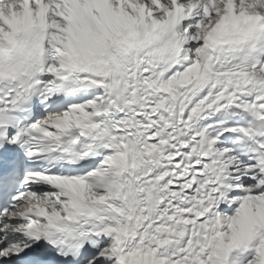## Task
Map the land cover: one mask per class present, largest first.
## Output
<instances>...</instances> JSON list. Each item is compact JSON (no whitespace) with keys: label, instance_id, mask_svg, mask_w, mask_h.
I'll use <instances>...</instances> for the list:
<instances>
[{"label":"snow or ice","instance_id":"6c2138e0","mask_svg":"<svg viewBox=\"0 0 264 264\" xmlns=\"http://www.w3.org/2000/svg\"><path fill=\"white\" fill-rule=\"evenodd\" d=\"M0 264H264V0H0Z\"/></svg>","mask_w":264,"mask_h":264}]
</instances>
